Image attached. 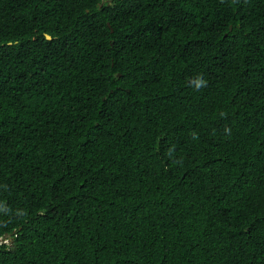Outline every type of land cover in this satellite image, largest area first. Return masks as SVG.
Wrapping results in <instances>:
<instances>
[{
    "label": "trees",
    "instance_id": "trees-1",
    "mask_svg": "<svg viewBox=\"0 0 264 264\" xmlns=\"http://www.w3.org/2000/svg\"><path fill=\"white\" fill-rule=\"evenodd\" d=\"M0 264H264V0H0Z\"/></svg>",
    "mask_w": 264,
    "mask_h": 264
},
{
    "label": "water",
    "instance_id": "water-1",
    "mask_svg": "<svg viewBox=\"0 0 264 264\" xmlns=\"http://www.w3.org/2000/svg\"><path fill=\"white\" fill-rule=\"evenodd\" d=\"M47 38H48L49 40H51V39H52V37H51V36H49V35L47 36Z\"/></svg>",
    "mask_w": 264,
    "mask_h": 264
},
{
    "label": "rangeland",
    "instance_id": "rangeland-1",
    "mask_svg": "<svg viewBox=\"0 0 264 264\" xmlns=\"http://www.w3.org/2000/svg\"><path fill=\"white\" fill-rule=\"evenodd\" d=\"M108 1H110V0H108Z\"/></svg>",
    "mask_w": 264,
    "mask_h": 264
}]
</instances>
